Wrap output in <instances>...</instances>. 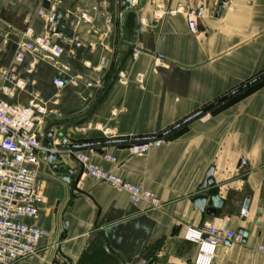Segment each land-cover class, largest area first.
Wrapping results in <instances>:
<instances>
[{
    "label": "crops",
    "instance_id": "0c3cea01",
    "mask_svg": "<svg viewBox=\"0 0 264 264\" xmlns=\"http://www.w3.org/2000/svg\"><path fill=\"white\" fill-rule=\"evenodd\" d=\"M223 1L133 0L126 9L125 0H64L57 11L61 61L70 67L64 71L32 54L16 62L28 28L45 36L37 12L46 3L0 0V69L26 82L1 97L27 106L37 95L48 104V122L74 123L62 128L72 143L160 135L264 73V0H229L217 16ZM200 8L205 17L193 35L187 14ZM84 11L100 34L77 22ZM137 44L144 53L135 59ZM157 55L165 65L156 67ZM98 79L103 89L88 86ZM250 90L152 142L144 156L130 155L132 143L100 148L116 162L91 149L105 170L155 193L158 207L134 205L127 193L85 177L70 151L61 172L71 182L44 163L37 225L46 237L36 255L17 264H194L197 246L183 239L184 230L222 224L247 237L226 241L215 264H264L256 250L264 245V83ZM211 168L224 201L215 216L191 201Z\"/></svg>",
    "mask_w": 264,
    "mask_h": 264
},
{
    "label": "built area",
    "instance_id": "2783aa9c",
    "mask_svg": "<svg viewBox=\"0 0 264 264\" xmlns=\"http://www.w3.org/2000/svg\"><path fill=\"white\" fill-rule=\"evenodd\" d=\"M48 7L38 10V16L44 22L45 36H37L28 28L20 37L16 62L25 61L26 54L48 60L69 71L70 67L61 61L64 49L57 43L62 38L57 11L64 0H41ZM96 10V9H95ZM205 17V9L200 8L187 14L189 30L199 35V23ZM77 22L91 25L92 32L100 34L93 27V18L88 11L79 12ZM96 48V45H92ZM144 53L143 47L137 44L133 57L136 59ZM156 67L165 65L162 55L155 56ZM35 63L30 66L33 70ZM90 67L89 63H86ZM58 89L66 86L60 78L54 80ZM73 85H75L73 83ZM98 90L104 88L98 79L88 84ZM26 82L14 69H0V264H17L36 255L46 232L37 225L40 218L38 201L42 183L41 167L46 163L48 153L53 150L43 145V130L48 123V104L37 95L33 96L27 106L9 103L1 96L13 97L24 90ZM152 142L133 143L129 147L131 156H144L152 148ZM81 165L85 177L106 183L112 188L127 193L134 205H147L155 208L160 205L155 193L134 185L127 180L105 170L94 161L93 150L70 151ZM103 158L116 162V158L105 153ZM251 201H245L241 211L242 218H248ZM183 239L197 246L194 264H215L220 247L226 242H240L234 231L227 229V224L219 226H189L184 230ZM257 252L264 255V245L257 247Z\"/></svg>",
    "mask_w": 264,
    "mask_h": 264
},
{
    "label": "water",
    "instance_id": "95a60500",
    "mask_svg": "<svg viewBox=\"0 0 264 264\" xmlns=\"http://www.w3.org/2000/svg\"><path fill=\"white\" fill-rule=\"evenodd\" d=\"M132 2L133 0H125L124 2L126 4L125 8L126 9L129 8ZM228 2L229 0H224L223 3H221L217 11V16L220 15L223 5ZM263 80H264V73L260 75L259 77L242 85L241 87L229 93L228 95L218 99L216 102L209 105L205 109L195 113L191 117H188L187 119L175 125L168 131L160 135L153 136V137H147V138H141V139H106V140L97 141V142L72 143L67 137L66 131L62 128L73 127L74 123L49 121L43 130V136H44L43 145L53 150L54 153H48L46 156V161L51 166V169L56 173V176L59 179H62L66 182H71L72 180L70 179V176L65 175L61 172V166L63 163L62 155L65 152L98 149L97 150L98 154L103 155L104 154L103 151L100 150V148H103V147L116 146V145L135 143V142H155V141L165 139L166 137H168L175 131L181 129L182 127L189 124L190 122L205 116L206 114H208L210 111H212L216 107L227 102L228 100L232 99L233 97L239 95L240 93L253 87L254 85L260 83ZM56 141H58V143L55 145ZM214 172H215L214 168H211L208 171L205 181L199 188L200 194L194 196L191 199L192 203L198 209H200L202 212H206L209 216H215L217 210L221 209L224 204V201L219 196L220 190L216 186L215 180L213 179ZM238 236L242 238H246L247 233L244 230H239Z\"/></svg>",
    "mask_w": 264,
    "mask_h": 264
},
{
    "label": "trees",
    "instance_id": "16d2710c",
    "mask_svg": "<svg viewBox=\"0 0 264 264\" xmlns=\"http://www.w3.org/2000/svg\"><path fill=\"white\" fill-rule=\"evenodd\" d=\"M261 83H264V80L261 81L259 84H261ZM259 84H256V86L259 85ZM254 86H255V85H254ZM254 86H253V87H254ZM251 88H252V87H251ZM248 90H250V89L245 90L244 92H242V94H243V93H247ZM246 91H247V92H246ZM213 110H214V109H213ZM210 112H211V111H210ZM210 112H209V113H210ZM135 143H139V142H135ZM132 144H133V143H132ZM132 144H131V145H132ZM129 145H130V144H129ZM131 145H130V146H131Z\"/></svg>",
    "mask_w": 264,
    "mask_h": 264
},
{
    "label": "rangeland",
    "instance_id": "374dc122",
    "mask_svg": "<svg viewBox=\"0 0 264 264\" xmlns=\"http://www.w3.org/2000/svg\"><path fill=\"white\" fill-rule=\"evenodd\" d=\"M254 87H256V85H255ZM254 87H252V88H254ZM252 88H249V89H252ZM250 91H252V90H248V92H247V91H246V92L249 93ZM240 95H242V93H240ZM240 95H239V96H240ZM236 97H237V96H236Z\"/></svg>",
    "mask_w": 264,
    "mask_h": 264
}]
</instances>
